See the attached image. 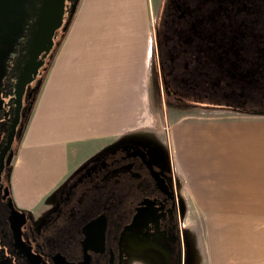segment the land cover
Instances as JSON below:
<instances>
[{
	"label": "flooded vegetation",
	"instance_id": "flooded-vegetation-1",
	"mask_svg": "<svg viewBox=\"0 0 264 264\" xmlns=\"http://www.w3.org/2000/svg\"><path fill=\"white\" fill-rule=\"evenodd\" d=\"M41 2L0 1V264H193L178 178L167 149L148 135L118 138L37 209L14 202L17 148L66 31L44 59L43 51L29 61L21 87ZM74 2L65 0L66 19ZM155 25L158 94L177 102L193 94L191 105L234 111L254 104L243 94L264 95V0H163Z\"/></svg>",
	"mask_w": 264,
	"mask_h": 264
},
{
	"label": "crops",
	"instance_id": "crops-1",
	"mask_svg": "<svg viewBox=\"0 0 264 264\" xmlns=\"http://www.w3.org/2000/svg\"><path fill=\"white\" fill-rule=\"evenodd\" d=\"M162 1H78L14 158L10 184L18 207L39 208L85 160L122 136L144 133L145 112L151 108L155 16ZM202 122L187 128L196 144L202 140L201 160L193 162L200 175L187 170L188 188L200 206L233 207L209 217L216 225L211 235L214 261L259 264L264 231L257 234L246 216L253 207H264V121ZM189 141L185 151L190 159L199 147ZM240 141L251 147L242 149ZM237 207H246L247 215H235Z\"/></svg>",
	"mask_w": 264,
	"mask_h": 264
},
{
	"label": "rangeland",
	"instance_id": "rangeland-1",
	"mask_svg": "<svg viewBox=\"0 0 264 264\" xmlns=\"http://www.w3.org/2000/svg\"><path fill=\"white\" fill-rule=\"evenodd\" d=\"M151 58L152 63L148 78L151 108L145 112V131L140 134L150 136L151 141L166 148L169 158L172 161L174 171L180 185V192L185 203V226L192 233L193 244L190 252L193 264H216L214 261L215 251L211 245V235H215L216 225H211V221L208 220L214 212L226 214L232 212L230 209L233 207L200 206L197 204L198 200H196L195 196H193L194 191L191 190V188H188L189 171L187 170L191 168L193 173L199 174L201 169L197 165L193 166V162L195 159L197 162L198 160H201L199 153L201 151L200 147L202 146V140H200V143L196 144L198 140L190 139L191 134L187 128H191L193 126L194 129L196 125L205 123L202 121L246 118H254L256 120L264 121V109H260L263 114L258 112L257 115L253 116V114L242 113L241 111L238 112L230 109H216L191 105L189 104V101L197 98L193 94H188L189 97L182 96L184 102L187 101V104H184L183 101L177 102L172 96H168L164 93L158 94L156 83L154 82L156 78L154 70L155 67H157L156 63H153L154 48H152ZM227 81H229V79H227ZM262 123L264 124V122ZM188 141L189 143L194 144L195 147H197V145L199 147V149H197V153L190 159L189 152L185 151V146L188 144ZM240 146L242 149H248L251 147L250 142L241 141ZM202 165L204 164H200V167ZM191 179L190 183H192ZM245 208L246 207H237L233 211L235 215L246 216L247 213L244 210ZM246 217L252 219V227L256 229L255 231L257 234L262 235L264 231V207H253L251 209V213H249ZM259 241L264 242L262 237H260ZM256 259L259 261V264H264V251H262V249L259 251V256Z\"/></svg>",
	"mask_w": 264,
	"mask_h": 264
},
{
	"label": "water",
	"instance_id": "water-1",
	"mask_svg": "<svg viewBox=\"0 0 264 264\" xmlns=\"http://www.w3.org/2000/svg\"><path fill=\"white\" fill-rule=\"evenodd\" d=\"M1 1V0H0ZM79 0H75L74 4L71 6L69 13L67 15V19L65 18V10L66 4L65 0H42L41 6L39 9V15L36 22V30L31 40V49H30V57L28 63L24 69L22 74L23 80L21 83V87L30 81V76L32 75L31 66L29 65V61L36 60L38 55L44 51V55L42 59L48 55L49 51L53 46V39L56 37L59 31H65L70 23V19L72 18L77 3ZM58 44V43H57ZM35 73V72H34ZM226 102L233 103L234 95L233 94H225ZM242 98H249L254 102L253 105L247 106L246 108L242 105L238 112L248 113V114H258L263 112L260 109H264V103H258L261 99L264 98V95L259 94H243ZM213 100L208 99L206 103L212 104ZM252 106V107H251ZM251 107V108H250Z\"/></svg>",
	"mask_w": 264,
	"mask_h": 264
},
{
	"label": "trees",
	"instance_id": "trees-1",
	"mask_svg": "<svg viewBox=\"0 0 264 264\" xmlns=\"http://www.w3.org/2000/svg\"><path fill=\"white\" fill-rule=\"evenodd\" d=\"M72 19V18H71ZM71 19H70V22H71ZM70 24V23H69ZM65 33V32H64ZM64 35V34H63ZM63 35H62V37H63ZM62 37L60 38V40L62 39ZM60 40H59V42H58V44H57V46H56V48L58 47V45H59V43H60ZM39 90V89H38Z\"/></svg>",
	"mask_w": 264,
	"mask_h": 264
}]
</instances>
